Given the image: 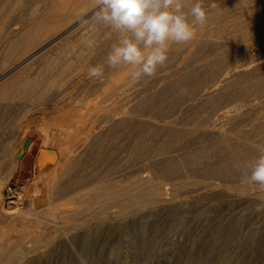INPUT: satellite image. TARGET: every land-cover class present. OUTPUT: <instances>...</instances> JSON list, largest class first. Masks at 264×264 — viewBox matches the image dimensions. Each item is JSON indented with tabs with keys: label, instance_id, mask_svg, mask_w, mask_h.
<instances>
[{
	"label": "bare ground",
	"instance_id": "6f19581e",
	"mask_svg": "<svg viewBox=\"0 0 264 264\" xmlns=\"http://www.w3.org/2000/svg\"><path fill=\"white\" fill-rule=\"evenodd\" d=\"M71 1L28 17L35 0H0V72L11 76L0 85V264H127L148 242L171 248L193 229L185 263L264 264V212L254 210L264 192L239 186L264 146V56L234 57L264 45V0H204L206 26L137 88L105 64L114 33L80 42L81 56L46 51L52 42L29 53L67 22L60 7ZM73 3L54 41L91 17L94 0ZM54 15L57 24L43 20ZM98 64L104 78L71 97L64 86L86 83L81 71ZM49 68L54 82L42 79ZM35 150L32 182L10 188Z\"/></svg>",
	"mask_w": 264,
	"mask_h": 264
},
{
	"label": "clouds",
	"instance_id": "9594fccd",
	"mask_svg": "<svg viewBox=\"0 0 264 264\" xmlns=\"http://www.w3.org/2000/svg\"><path fill=\"white\" fill-rule=\"evenodd\" d=\"M89 19L117 35L105 64L114 72L125 69L129 82L135 85L145 78H155L166 67L172 45L193 41L197 27L208 23L209 13L204 0H94ZM82 23L88 25V20ZM88 26L95 31L94 26ZM105 64L89 66V78L103 79ZM246 168L240 188L254 186L264 192V146L258 148V155ZM254 210L264 212V201Z\"/></svg>",
	"mask_w": 264,
	"mask_h": 264
},
{
	"label": "rangeland",
	"instance_id": "374dc122",
	"mask_svg": "<svg viewBox=\"0 0 264 264\" xmlns=\"http://www.w3.org/2000/svg\"><path fill=\"white\" fill-rule=\"evenodd\" d=\"M36 2H34L33 3V5H32V7H31V9H30V11L29 12H27V16L28 17H36V16H39L41 13V10H42V8L44 7V5L46 6L47 4L48 5H50L51 3H52V5L53 4H55V5H61L62 4V2L64 1V0H56L57 2H54L53 0H45V3H44V0H35ZM50 1V2H49ZM47 2V3H46ZM59 2V3H58ZM74 0L73 1H71V3L69 2V3H65V5L62 7H60V9L61 8H63L65 11H63L62 13L64 14H62L61 16H63V17H65L64 19L68 22H66V23H63L62 25V27H60L59 29H56L55 30V32H54V36H50L49 38L47 37L46 39H45V41L44 42H42V44H39V46H36L35 47V49L33 50H31L29 53H33L36 49H38L41 45H45V44H47V43H50V42H52L49 46H48V48H46V51L48 50V51H50L51 53H55V50H57L58 51V49H61L63 46H65L66 48H68V56H81L80 54H79V51H80V47L79 46H81L82 44L81 43H90V42H96V40L97 39H100L101 37H103L104 35H106V36H111V35H113V32L110 30V29H108V28H105V27H103L102 25H96L95 24V22L94 21H91L90 19H87L89 22H88V25H91L92 24V26H94V28H95V31H90L89 30V26H87L86 24H82V23H80L77 27L78 28H75L74 30H72L71 32H69V33H67V34H65V35H63L61 38H59V39H57V40H55L54 41V39L57 37V36H59L60 34H62L66 29H67V27H68V25L71 23V21H73V19H72V17H69L70 15H71V13H73V10H74ZM50 3V4H49ZM61 3V4H60ZM35 4V5H34ZM73 4V5H72ZM66 7H67V10H66ZM39 10V11H38ZM31 11H32V13H31ZM65 12V13H64ZM77 14H79V13H77ZM69 15V16H68ZM59 16V15H58ZM67 17H68V19H70V21L67 19ZM56 18V19H55ZM44 19H46V20H44ZM48 19V20H47ZM57 19H58V17L57 16H53V19H52V17L51 18H49V17H44L43 18V20L44 21H48L49 22V20H50V22L51 23H54V24H57ZM54 21V22H53ZM49 22V23H50ZM19 23V24H18ZM18 23H16V25H15V27L17 28V29H20L21 27H22V23L21 22H18ZM66 25H67V27H66ZM83 25H85L84 27H83ZM64 28V29H63ZM86 28V29H85ZM102 28V29H101ZM209 28V27H208ZM104 29V30H103ZM199 27H197V29H196V31L198 32L199 31ZM59 30V31H58ZM102 30V31H101ZM200 30H202V28L200 29ZM77 32V33H76ZM110 32V33H109ZM57 33V34H56ZM82 33V34H81ZM109 33V34H108ZM78 34V35H77ZM115 34V33H114ZM78 36V37H77ZM96 36H97V39L96 40H94L95 38H96ZM52 37V38H51ZM77 37V38H76ZM81 37V38H80ZM94 38V39H92V38ZM78 38H80V39H78ZM82 39V40H81ZM85 39V40H84ZM90 39H92V40H90ZM47 40V41H46ZM75 40V41H74ZM78 40V41H77ZM54 41V42H53ZM60 41H62V43L60 42ZM73 41V42H72ZM84 41V42H83ZM81 42V43H80ZM72 43V44H71ZM58 44V45H57ZM63 44V45H62ZM79 44V45H78ZM56 45V46H55ZM262 48V49H261ZM56 51V53L57 54H59V51L57 52ZM75 51V52H74ZM73 52L76 54H73ZM248 53V54H247ZM246 54H243V55H241V54H238L237 56H234V57H238V59L239 60H244L245 59V56H246V59H249V58H255V57H260L261 56V54H262V56H264V45H259V44H257V45H254L248 52H247ZM250 53V54H249ZM50 55V54H49ZM241 55V56H240ZM248 55V56H247ZM1 56V55H0ZM255 56V57H254ZM240 57V58H239ZM242 58V59H241ZM80 62V63H79ZM75 63H76V65L78 66V68H81V69H83V67H81L82 65H83V63H81V61H75ZM82 64V65H81ZM8 69V68H7ZM50 70H55V72L53 73L52 71H50ZM57 70L58 69H53V68H49L47 71H46V73L44 72L43 74H42V79H46L47 78V80H50V82H54V80L56 81L57 80V78H56V75L58 74V72H57ZM48 71H50L49 73H48ZM83 71V72H82ZM81 71V73H80V78L81 77H83L85 74H88L87 72H88V69L87 68H85L84 70H82ZM53 74H52V73ZM119 72H121L122 73V77H123V80H125V81H127L128 83H130L129 82V79H128V74H127V71L125 70V69H121ZM13 72H11V74H12ZM15 73V72H14ZM50 73H51V75L53 76H49L50 75ZM49 77H48V76ZM46 78H45V77ZM55 76V77H54ZM88 76V75H87ZM86 75L84 76L88 81H86V83H84V82H82V80H80L79 78L77 79V81H75V82H77V83H71V84H69V85H66V86H64L66 89H68L67 90V92L69 93V95L71 96V97H73L74 95V93H77V91H78V89L79 90H81L83 87H84V85L86 86V85H88V84H90V83H92L91 85H93L94 83H95V81L96 80H94V79H96V78H90L91 80H90V82H89V77H87ZM9 77H11L10 76V74H8L7 72H6V70H4V71H1L0 72V85H2V84H4L8 79H9ZM57 77H58V75H57ZM53 79V80H52ZM98 79V78H97ZM149 78H145V79H143L142 81H140L139 83H137V84H135L136 85V88L137 87H141V85L143 86V82L145 81V80H148ZM151 79V78H150ZM52 80V81H51ZM3 81V82H2ZM94 81V82H93ZM89 82V83H88ZM124 82V81H123ZM80 83V84H79ZM83 83V84H82ZM74 84V85H73ZM131 84V83H130ZM71 85V86H70ZM83 85V86H82ZM91 85H88V87H91ZM135 85H132L131 84V86L132 87H134ZM73 88H74V90H73ZM76 95V94H75ZM69 105L71 104V102H69L68 103ZM73 105H75V103H73L72 104V106ZM71 108V107H70ZM31 127H35V129H37V125L35 124V123H32L31 124ZM26 139H27V137H25ZM23 139L22 141L20 140H18V142H16V144H17V149H20L21 147H22V145H23V143H24V141L26 140V139ZM37 143V137H35V136H33L31 139H28V146H27V148L25 149V151H24V154L27 152V150H28V148H29V146L31 145V144H36ZM35 152V153H34ZM33 153H32V156L30 157V159H29V167L25 170V171H23L21 174H17L12 180H11V182H9V187L10 188H12V189H17V190H19L20 188H22V186H28V184L30 185V183L32 182V179H33V176H34V172H33V168H34V160H33V155H35L36 153H37V150H35ZM24 154H23V156H24ZM21 159V158H20ZM31 166V167H30ZM22 175V176H21ZM21 176V177H20ZM125 186V184H121V183H116V188L114 189L115 191H120L121 190V188L122 187H124ZM170 185H169V183L168 184H166V186H165V188L166 187H169ZM167 189H169V188H167ZM113 198H116V199H121V194L120 193H117V194H115V195H113ZM240 209L239 208H237V209H235V210H232V211H230V210H223L222 212H220V216L221 217H223V218H226V217H229V216H232V214H234V216L236 215V216H238L239 215V213H240V211H239ZM237 212V213H236ZM213 214V213H212ZM228 214V215H227ZM213 215H217V214H213ZM219 217V216H218ZM250 217L251 218H254L255 217V214L254 213H252V214H250ZM195 229H193L192 230V234H191V236H190V239L189 238H187L185 235H182V234H177L174 238H176V241H178V242H176V247L175 246H172L171 248H169V247H167V246H163V247H161L160 249L159 248H155L154 246H153V241H150V242H148V244L144 247V248H142L141 250H139V251H136L133 255L132 254H128V258H127V264H195V263H185V255L184 254H186V252L189 250V245H190V241H191V239H193L194 238V236H196L197 234H198V230L196 229L195 231H194ZM193 232H195V233H193ZM132 235L135 237V238H137V240H140L141 239V236H140V234H139V232H138V229H134L133 231H132ZM4 239V238H3ZM3 239L2 240H0V241H3ZM181 245H180V244ZM121 246H124V243L123 244H121ZM2 248V249H1ZM0 248V255H2V254H4V252H5V249H4V247H1ZM123 248L125 249V252L127 253V248H125V247H122V251H123ZM152 248V249H151ZM166 248V249H165ZM124 252V251H123ZM169 257V258H168ZM157 258V259H156ZM1 264H8V262L6 261V260H3L2 262H1Z\"/></svg>",
	"mask_w": 264,
	"mask_h": 264
}]
</instances>
